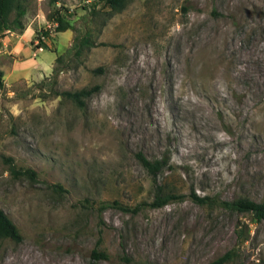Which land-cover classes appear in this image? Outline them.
I'll use <instances>...</instances> for the list:
<instances>
[{
    "label": "rangeland",
    "instance_id": "rangeland-1",
    "mask_svg": "<svg viewBox=\"0 0 264 264\" xmlns=\"http://www.w3.org/2000/svg\"><path fill=\"white\" fill-rule=\"evenodd\" d=\"M24 5L25 29L0 39V209L22 236L0 238V264H264V221L188 197L264 200V0ZM93 85L84 108L57 94ZM136 152L167 156L158 181L185 197L99 210L153 199Z\"/></svg>",
    "mask_w": 264,
    "mask_h": 264
},
{
    "label": "trees",
    "instance_id": "trees-1",
    "mask_svg": "<svg viewBox=\"0 0 264 264\" xmlns=\"http://www.w3.org/2000/svg\"><path fill=\"white\" fill-rule=\"evenodd\" d=\"M27 0H0V39L6 30H18L22 32L25 29L23 18L26 13L25 2ZM56 0H53L55 3ZM102 2V6L107 8L111 13L119 12L124 8L126 0H99ZM52 22L57 23L58 30H65L73 28L64 18L56 12V16L51 15L49 18ZM93 39L89 35L80 36L75 39L71 50L74 51L75 56H79L83 48H88L93 45ZM1 46V42H0ZM64 55L56 57V62L61 63ZM58 68L54 67L53 75L56 76ZM2 72L0 71V76ZM99 86L93 85L91 87H84L76 90H63L58 92L61 97L70 100L79 108H84L86 100L91 97L93 93L98 91ZM135 156L139 163L146 169V171L152 177L154 182V196L151 201H142L135 206H128L119 203L118 201L103 202L101 203L99 210L106 207H116L122 211L137 213L143 207L157 208L166 205L172 201L182 200L185 195L178 193L165 186L158 181L159 174L163 171L165 166L168 164L169 159L167 156L158 159H149L143 153L136 152ZM6 161L9 163V171L13 176L25 175L31 179H35V172L29 168H16L10 158ZM54 188L62 190L60 185H54ZM188 197L195 203L200 205L218 206L226 209H230L237 212H250L255 221H264V200L256 202L248 198H236L231 200H222L217 196L199 195L194 191L188 194ZM83 206H90L88 199L84 200ZM0 238H8L15 242H20L22 236L18 231L16 225L9 219V217L0 209ZM92 257L95 259H107L108 254L104 251L93 249ZM230 259V252H226L215 260L208 264H223L225 261Z\"/></svg>",
    "mask_w": 264,
    "mask_h": 264
},
{
    "label": "built area",
    "instance_id": "built-area-1",
    "mask_svg": "<svg viewBox=\"0 0 264 264\" xmlns=\"http://www.w3.org/2000/svg\"><path fill=\"white\" fill-rule=\"evenodd\" d=\"M52 27H53V28L57 27V23H56V22H53V23H52ZM46 31H47V30H44V31L41 33V35H40V37H41L42 40H43V39L46 37V35H47V34H46Z\"/></svg>",
    "mask_w": 264,
    "mask_h": 264
},
{
    "label": "crops",
    "instance_id": "crops-1",
    "mask_svg": "<svg viewBox=\"0 0 264 264\" xmlns=\"http://www.w3.org/2000/svg\"><path fill=\"white\" fill-rule=\"evenodd\" d=\"M27 32H28V30L25 31V33H27ZM18 40H19V42H21L20 40H22V38H20V39L18 38ZM28 54H29V52H28Z\"/></svg>",
    "mask_w": 264,
    "mask_h": 264
}]
</instances>
